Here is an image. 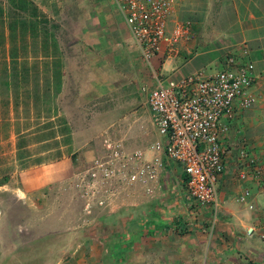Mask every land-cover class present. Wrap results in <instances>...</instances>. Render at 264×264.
<instances>
[{"label": "crops", "instance_id": "obj_1", "mask_svg": "<svg viewBox=\"0 0 264 264\" xmlns=\"http://www.w3.org/2000/svg\"><path fill=\"white\" fill-rule=\"evenodd\" d=\"M28 1L48 12L47 18L75 19L83 27L78 38L84 40L86 58L98 59L116 75L133 76L135 84L149 89L158 80H179L196 71L213 74L228 54L251 59L249 93L255 102L226 120L225 171L213 216L206 206L193 219L179 182L184 175L173 162L163 166L167 187L175 184L173 193L158 188V177L131 186L120 181L103 185L102 203L94 200L91 206L74 172L63 176L65 165L39 162L28 168L32 177L0 181V264H264L261 182L238 177L240 161H245L241 150L264 170V0H171L166 33L189 22L190 34L176 44L173 57L159 53L146 63L116 0ZM118 63L122 71L114 67ZM244 189L250 196L240 202ZM211 218L214 231L208 239L204 230ZM175 219L186 221L187 228L177 229Z\"/></svg>", "mask_w": 264, "mask_h": 264}, {"label": "rangeland", "instance_id": "obj_2", "mask_svg": "<svg viewBox=\"0 0 264 264\" xmlns=\"http://www.w3.org/2000/svg\"><path fill=\"white\" fill-rule=\"evenodd\" d=\"M0 9V181L32 177L28 168L39 162L65 165L63 176L69 170L76 176L104 156L107 144L125 156L153 153L150 146L158 136L145 103L149 88L86 58V45L78 38L83 27L75 19H48V12L37 11L45 21L33 29V19L10 0H0ZM121 66L114 65L122 71ZM92 68L100 73H89ZM165 176L159 167L158 188L173 193L175 184L167 187ZM201 208L191 209L194 220ZM213 225L211 218L204 230L208 239Z\"/></svg>", "mask_w": 264, "mask_h": 264}, {"label": "built area", "instance_id": "obj_3", "mask_svg": "<svg viewBox=\"0 0 264 264\" xmlns=\"http://www.w3.org/2000/svg\"><path fill=\"white\" fill-rule=\"evenodd\" d=\"M116 2L120 4V12L144 62H150L159 53L173 57L176 44L190 34L189 22L176 24L166 33L171 0ZM222 63V68L213 74L196 71L179 80H158L154 88L147 90L145 103L158 136L150 146L153 153L146 154V158L140 151L125 156L120 148L107 144L104 156L93 158L85 170L75 176L88 206L94 200L102 203L103 185H116L120 181L130 186L145 184L156 180L158 169L165 162H173L185 176V192L195 207L208 205L217 209L218 180L225 171L222 138L229 131L226 120L234 116L236 109L249 108L255 102L249 93L254 81L253 61L228 54ZM156 152H160V156H156ZM247 153L239 152L245 161H240L238 177L244 180L250 175L261 182L264 194V170L254 159H249ZM249 196L250 190L244 189L239 201L245 202ZM252 230L248 228L247 233Z\"/></svg>", "mask_w": 264, "mask_h": 264}, {"label": "trees", "instance_id": "obj_4", "mask_svg": "<svg viewBox=\"0 0 264 264\" xmlns=\"http://www.w3.org/2000/svg\"><path fill=\"white\" fill-rule=\"evenodd\" d=\"M10 5L12 7H14L15 9H19L20 11L27 13L31 19H33V21L31 22L30 26L33 29H36L39 23H44V19L41 18L40 16L38 17L37 14V10L35 7L32 6L31 2H29L28 0H10ZM28 9H30V12H27ZM1 10V9H0ZM2 13V11H1ZM13 24H10L13 29V26L16 25L15 22H12ZM23 25L26 26L27 22L26 21H22L21 22ZM183 180H185V176L182 178ZM184 183V182H183ZM187 194V193H186ZM187 199L189 201V208L190 210L193 209L195 207L194 202L192 200V198L187 194ZM173 223H176L175 227L178 229L180 228V230H185L187 228V222L186 221H181V219H175V221H173Z\"/></svg>", "mask_w": 264, "mask_h": 264}]
</instances>
